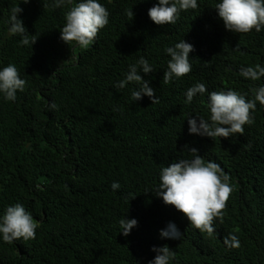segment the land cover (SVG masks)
Listing matches in <instances>:
<instances>
[{
  "label": "trees",
  "instance_id": "1",
  "mask_svg": "<svg viewBox=\"0 0 264 264\" xmlns=\"http://www.w3.org/2000/svg\"><path fill=\"white\" fill-rule=\"evenodd\" d=\"M21 2L0 0V66L15 64L27 81L15 102L0 97V214L21 203L37 230L34 239L0 241V264H149L153 246L164 245L176 253L172 264H264V106L257 102L242 135L211 139L190 135L187 123L190 116L210 117L207 94L191 104L184 95L203 83L207 93L231 89L252 99L264 78L239 73L264 66V31H226L214 10L218 0H198L164 26L147 14L157 0H100L109 24L82 49L59 39L71 6ZM18 5L37 39L32 47L8 32L10 9ZM182 39L195 48L192 71L164 84L165 49ZM141 56L155 68L141 74L156 90L153 105L147 97L134 103L132 84L113 87ZM50 102L59 110H49ZM191 148L230 177L232 192L211 234L154 195L161 168L191 158ZM122 218L138 221L127 237ZM169 222L181 240L160 239ZM233 236L240 247L230 246Z\"/></svg>",
  "mask_w": 264,
  "mask_h": 264
},
{
  "label": "clouds",
  "instance_id": "2",
  "mask_svg": "<svg viewBox=\"0 0 264 264\" xmlns=\"http://www.w3.org/2000/svg\"><path fill=\"white\" fill-rule=\"evenodd\" d=\"M28 4L30 0H22ZM44 7L61 8L71 6L65 13V23L61 28L60 41L66 45L75 42L76 46L86 49L94 44L100 30L109 24L110 13L100 3V0H50L43 4ZM198 0H157L148 10V17L157 26L173 25L179 19L182 11L196 9ZM218 18L223 22L226 31L236 34H247L252 30L257 33L264 31V0H218L214 7ZM23 9L14 6L10 9L8 32L12 36H19L21 46H33L37 39L29 35L20 19ZM128 15L134 18L133 11ZM195 51L194 45L184 39L167 47L165 53L170 59L167 70L163 72V83L170 84L192 71L190 53ZM155 71L148 59L140 57L135 63L129 65L122 79L113 87L117 90L125 89L129 84L134 85L131 91V100L141 101L144 97L151 100L152 105L159 102L156 90L151 86V81L142 78ZM239 75L251 81H260L264 78V66L243 67ZM27 81L22 79L15 64L0 66V97L7 102H15L17 93L23 92ZM252 99H247L235 90H221L207 93L206 85L197 83L185 92V103L191 104L195 97L208 96L210 117L201 116L187 118L190 135L207 138L227 139L234 134H243L244 126L250 125L253 120L251 112L257 107V102L264 106V86L251 89ZM49 110L58 111V105L50 102ZM191 158L179 159L162 167L159 172V184L155 189V197L162 200L166 206H174L175 210L182 213L189 224L209 234L215 231L213 220L219 216L226 207V202L232 192L230 177L224 172L220 164L214 161H205L198 154V149L188 150ZM120 184L111 185L113 191L120 189ZM120 233L124 237L131 234L138 227L135 218H122L119 221ZM37 223L32 213L23 204L16 203L7 206L0 214V241L7 244L23 239H34ZM162 240L179 241L183 234L174 222H169L159 232ZM231 247H240L239 240L231 237ZM155 253L149 264H172L176 253L167 245L153 246Z\"/></svg>",
  "mask_w": 264,
  "mask_h": 264
}]
</instances>
